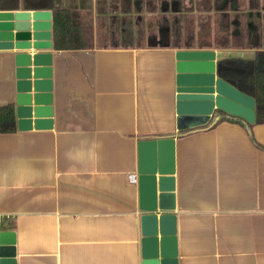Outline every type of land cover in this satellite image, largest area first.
Instances as JSON below:
<instances>
[{"label":"crops","instance_id":"1","mask_svg":"<svg viewBox=\"0 0 264 264\" xmlns=\"http://www.w3.org/2000/svg\"><path fill=\"white\" fill-rule=\"evenodd\" d=\"M177 2L193 9L194 20L177 22L160 12L150 18L155 26L145 21V37L155 31L167 41L185 38L190 25L198 31L200 15L214 27L216 5L231 4ZM153 5L100 0V11L97 0H0V11L49 10L52 20V10L65 7L94 33L99 15ZM112 31L120 36L114 25ZM184 49L213 51L215 63L221 53H253L167 43L56 50L52 43L51 126L0 133V230L15 234L14 258L6 260L141 264L138 170L152 162L173 178L175 241L168 264H264V123L251 129L257 144L244 125L228 121L179 135L175 54ZM16 51L0 49V105L13 103L15 115ZM167 138L172 144H158ZM130 173L137 174L135 183Z\"/></svg>","mask_w":264,"mask_h":264},{"label":"water","instance_id":"2","mask_svg":"<svg viewBox=\"0 0 264 264\" xmlns=\"http://www.w3.org/2000/svg\"><path fill=\"white\" fill-rule=\"evenodd\" d=\"M37 50L28 53L25 50ZM52 20L49 10L0 11V49L17 50L13 56L16 77V115L19 130L51 126L50 92ZM176 57V129L199 127L217 120L214 110L254 121V100L215 77V53L179 50ZM32 115L34 119L32 120ZM213 115V116H212ZM172 138L160 139L158 144ZM167 168L152 162L138 170L141 264H168L175 241L173 178ZM15 234L0 230V264H14Z\"/></svg>","mask_w":264,"mask_h":264},{"label":"trees","instance_id":"3","mask_svg":"<svg viewBox=\"0 0 264 264\" xmlns=\"http://www.w3.org/2000/svg\"><path fill=\"white\" fill-rule=\"evenodd\" d=\"M151 1L156 2L158 5L134 8V13L128 15H101L103 19H100L97 26L96 38L97 41L105 43L97 45L99 47L132 46L135 39L145 38V21L150 18L158 19L160 12H171L177 22L183 19L186 22L188 19L194 20V17L188 14L193 9H187L181 4L179 5L177 2L179 0H134V3L142 5L143 2ZM230 3L226 6H223V4L216 5L213 11L215 12L214 27L211 19L209 20L200 15L198 31L192 32L193 27L191 29L190 25L185 38H173L171 41L160 38L161 43L158 45L164 43L171 45L186 44L187 46L197 45L208 48L252 50L251 56L219 54L216 60V74L238 91L253 98L254 121L248 123L241 117L231 116L217 109L214 114V116H217V120H211L208 125L212 127L223 121L240 123L245 126L252 141L257 144L251 134V129L255 124L264 123V24L262 21L264 5L259 7L256 6L257 3L251 2L248 6L243 0H231ZM101 9L100 0H97V10L101 11ZM181 11L186 13L180 15ZM145 12H147V15H145ZM149 13L155 14V16H149ZM109 20L112 24H108ZM113 25L115 30L120 31V36L115 38L111 36L112 33L114 34V31H112ZM175 28V31L178 30V33H180L181 27L178 25ZM175 31L171 29V34L175 35ZM120 37L122 38L120 39ZM173 40L175 42H172ZM52 43L56 50L93 47L88 41L83 26L75 21L74 12L65 7H56L52 10ZM16 131L14 104L0 105V133H13ZM183 132L185 131H179V135Z\"/></svg>","mask_w":264,"mask_h":264},{"label":"rangeland","instance_id":"4","mask_svg":"<svg viewBox=\"0 0 264 264\" xmlns=\"http://www.w3.org/2000/svg\"><path fill=\"white\" fill-rule=\"evenodd\" d=\"M120 1L122 2L124 0H120ZM122 8H125V6L121 4V12H123V9ZM125 9H127V8H125ZM100 19H103V16H99L98 23L100 22ZM148 21L153 26H155V23H153L152 19H149ZM85 31H86V34H87L89 43H91L93 46H98L97 44L101 45L102 43L103 44L105 43V42H101V41L99 42V41H97V38H96L97 29H96V32H94V33L91 30L87 29V28H85ZM149 33H151V32H149ZM158 36H159V34L156 33L155 31H153V33L151 35L148 34L144 39L138 40V38H137L133 42H134L135 45H137V44H139V45H146V44L154 45V44H159V43H161V41H160V38ZM121 38L122 37H120V39ZM172 42H175V41L173 40ZM180 42H183V41H180Z\"/></svg>","mask_w":264,"mask_h":264},{"label":"built area","instance_id":"5","mask_svg":"<svg viewBox=\"0 0 264 264\" xmlns=\"http://www.w3.org/2000/svg\"><path fill=\"white\" fill-rule=\"evenodd\" d=\"M128 179H129L130 182L135 183L136 180H137V174H136V173H130V174L128 175Z\"/></svg>","mask_w":264,"mask_h":264}]
</instances>
